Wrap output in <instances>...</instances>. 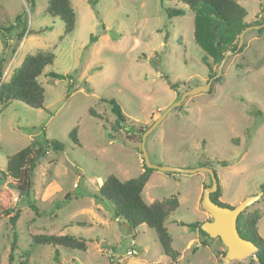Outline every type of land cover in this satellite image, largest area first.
Returning a JSON list of instances; mask_svg holds the SVG:
<instances>
[{
  "label": "rangeland",
  "instance_id": "1",
  "mask_svg": "<svg viewBox=\"0 0 264 264\" xmlns=\"http://www.w3.org/2000/svg\"><path fill=\"white\" fill-rule=\"evenodd\" d=\"M48 1L33 0L32 7L30 0H0V61L7 75L2 81L27 55L54 56L37 78L44 89L41 109L18 101L0 104V171L33 140L42 146L55 140L63 147L61 152L48 148L39 160L29 196L0 184V209H12L0 214V264H224L220 239L192 226L211 221L200 205L211 185L207 173L154 170L143 190L147 203L178 201L165 220L171 247L179 253L175 262L162 253L154 230L140 225L127 235L93 198L97 178L139 176V129L146 130L187 91L209 81L208 92L186 97L147 136L149 162L211 169L222 189L219 201L230 208L260 195L246 212L261 215L257 233L264 242V33L247 31L240 52L228 50L238 43L236 37L226 39L223 48L230 54L221 64L207 25L180 0H69L75 25L68 35L59 18L46 14ZM260 2L239 1L247 13L243 23L260 20ZM178 10L184 15L172 14ZM23 30L24 41L16 47V34ZM50 72L71 79H52ZM110 101L125 117L121 129L115 127ZM74 129L78 145L69 137ZM16 211L12 225L9 217ZM65 233L86 239V251L58 248L56 257L51 246L31 242L33 235ZM13 234L17 249L10 262ZM131 240L141 251L127 256ZM229 264L256 263L249 257Z\"/></svg>",
  "mask_w": 264,
  "mask_h": 264
},
{
  "label": "trees",
  "instance_id": "2",
  "mask_svg": "<svg viewBox=\"0 0 264 264\" xmlns=\"http://www.w3.org/2000/svg\"><path fill=\"white\" fill-rule=\"evenodd\" d=\"M187 9L197 14L200 19L207 25L211 34V43L215 49L216 58L221 61L227 49L223 48L226 39L236 37L238 40L239 33L246 27L253 25H261L264 18V9L262 0L260 2V20L245 24L243 20L247 16L246 10L239 4L240 0H180ZM33 7V0H30ZM90 5L95 4L88 1ZM46 14L51 17L59 18L64 24V35L70 34L75 25V14L69 0H49L46 8ZM174 16L184 15L183 10L172 11ZM20 17L15 18V23L21 22ZM13 28V27H12ZM10 29H7V32ZM25 31L16 34L17 45L22 41ZM258 34L264 33V28L256 31ZM238 42V41H237ZM237 43L228 50L235 52ZM15 49L13 50V52ZM241 49L238 50L240 52ZM54 56L48 52H39L35 55H27L24 57L20 66L15 69L6 82L2 81L3 77V60L0 61V104L18 101L22 104L33 108L41 109L44 102V89L38 83L37 78L43 73L45 67L53 64ZM48 77L56 80H63L70 76H61L50 72ZM111 113L115 116V127L121 129L125 123V117L120 107L110 101ZM92 113V112H91ZM122 123L120 126L119 124ZM114 132V131H113ZM73 144L78 145L76 129L69 134ZM53 148L61 152L62 145L55 140H45L42 146L33 140L27 147L23 148L13 156L8 157L4 171H0V184H6L8 189L16 191L19 195L29 196L32 189L33 170L38 165L39 160L47 154V149ZM142 173L136 178L128 180H119L113 175L102 180V184L94 195L96 203L103 204L107 207L111 214V218L116 220L122 227L127 224L131 232L140 225L154 230L157 240L160 244L162 253L172 262H175L179 253L171 247L172 239L165 227L166 218L177 210L179 204L175 197L163 200H155L147 203L142 198V191L149 180L153 169L146 168L142 163ZM216 177V175H215ZM217 179V177H216ZM217 190L211 194L210 199L216 205L227 207L220 203L219 198L222 195L221 186L217 180ZM205 188V187H204ZM30 209L36 211L35 207ZM12 209H0V214L7 215ZM19 211L9 217V222L13 225L18 219ZM261 219V215L257 211L241 212L236 220V229L239 236L247 241L252 242L256 248V264H264V242L257 233V223ZM196 226L202 235L208 237L201 229L200 224ZM123 228V227H122ZM125 231L126 229L123 228ZM17 237L12 235V242L8 260H13V253L17 249ZM31 242L37 246H51L54 248L55 256L58 255V248L72 251H86V240L78 238L72 234L64 235H33ZM225 257V253L223 255ZM254 261V260H253Z\"/></svg>",
  "mask_w": 264,
  "mask_h": 264
},
{
  "label": "water",
  "instance_id": "3",
  "mask_svg": "<svg viewBox=\"0 0 264 264\" xmlns=\"http://www.w3.org/2000/svg\"><path fill=\"white\" fill-rule=\"evenodd\" d=\"M263 9H264V0H262ZM264 28V18L261 25H253L246 27L243 29L238 36V43L235 51H238L242 45L244 34L249 30L259 31L260 29ZM230 54L229 51L225 53L222 58L221 64H223L228 55ZM220 74V68L218 69V73L216 74L215 78L218 77ZM211 81H209L205 86L195 87L194 89L187 91L182 97L179 99L178 102L173 103L170 105L162 115L146 130L143 131L141 135V142H140V152L142 157V163L145 165L146 168L157 170L160 172L165 173H182V174H194L198 172L207 173L211 179V185L208 188H205L201 200L200 205L201 208L211 217V221L204 222L200 229L211 239L219 238L224 247L226 248V253L224 257V264H229L232 261H242L247 258H251L257 263L256 258V246L247 240L242 239L236 229V220L241 212L247 209L250 205L256 202L260 195L254 197H248L240 204H238L234 208H227L221 207L213 203L210 199L211 194H213L218 187L217 179L215 177V173L208 168L202 167L193 170H185V169H178V168H171V167H159L154 166L149 162L147 152L145 149V141L147 136L157 127V125L166 117V115L172 111L173 109L179 107L184 99L188 96H194L201 92H208L210 89ZM123 228L126 229V234L129 235L130 230L126 223L123 224ZM136 250L139 252L141 251L140 247H136Z\"/></svg>",
  "mask_w": 264,
  "mask_h": 264
},
{
  "label": "crops",
  "instance_id": "4",
  "mask_svg": "<svg viewBox=\"0 0 264 264\" xmlns=\"http://www.w3.org/2000/svg\"><path fill=\"white\" fill-rule=\"evenodd\" d=\"M24 41V37H23V39H22V41H21V43ZM21 43H19V47L21 46ZM17 46V47H18ZM14 53H15V51L13 52V55H14ZM4 65V64H3ZM7 74H8V72H7ZM5 75V74H4ZM5 77H7V75H5ZM142 169H141V172H140V174L142 173ZM152 175V174H151ZM150 178H151V176H150ZM150 178H149V180H150ZM96 180H100L99 182H100V185L102 184V180L103 179H100V178H97ZM148 180V181H149ZM148 181H147V183H148ZM147 183H146V185L144 186V188H143V190L146 188V186H147ZM3 185H6V184H3ZM98 187H99V185H98ZM98 189V188H97ZM142 193H143V191H142ZM153 201L152 200H149V203H152ZM84 209H82L81 210V212L83 211ZM99 210V209H98ZM83 213V212H82ZM117 224H118V222L116 221V220H114ZM82 225H84V224H82ZM122 227H123V225H122ZM66 234V233H65ZM86 240V239H85ZM86 242H87V240H86ZM91 242V241H90ZM141 249V248H140Z\"/></svg>",
  "mask_w": 264,
  "mask_h": 264
},
{
  "label": "built area",
  "instance_id": "5",
  "mask_svg": "<svg viewBox=\"0 0 264 264\" xmlns=\"http://www.w3.org/2000/svg\"><path fill=\"white\" fill-rule=\"evenodd\" d=\"M4 78H5V75L2 77V79H4ZM130 246H131L132 249H130V250H128L126 252L127 256H132V255H134L136 253V247H135V243H134L133 240H131Z\"/></svg>",
  "mask_w": 264,
  "mask_h": 264
}]
</instances>
